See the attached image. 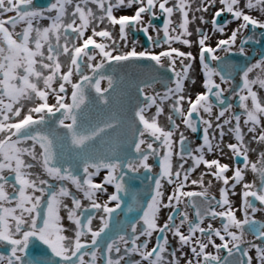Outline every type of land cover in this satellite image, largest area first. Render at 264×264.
<instances>
[{"label": "snow or ice", "instance_id": "snow-or-ice-1", "mask_svg": "<svg viewBox=\"0 0 264 264\" xmlns=\"http://www.w3.org/2000/svg\"><path fill=\"white\" fill-rule=\"evenodd\" d=\"M241 2L242 0H219L223 7L214 13L213 28L218 29L221 34L226 24L221 26L217 18L225 12L231 15L233 21H242L228 39L219 40L216 48H212L206 46L207 34H201L198 43L204 69L203 87L206 92L198 94L195 101L190 100L185 113L181 107L184 101L181 93L183 92V81L187 78L191 65H184L181 71H176L175 65L176 58L192 59V57L190 53H183L172 48L171 42L177 41L190 46V42L183 39L184 36L191 35L188 30V25L191 23L189 20L190 0H175L172 6H168L170 0H50L47 6L40 9L32 7L34 0H0V17L5 13H15L7 19H0V245L10 247L8 256L0 255V264H97V251L102 247L105 264H122V262L128 264L126 257L133 255L140 258L133 264H178L176 252H171L166 257L168 238L164 235L165 233H171L172 236L178 238L180 248L177 251L184 246L190 247L193 259L187 260L186 264H193V261L195 264H233L229 258L234 260L235 252L240 251V243L245 242L246 230L254 233L256 239L264 241V224L252 218L258 210H264L258 208L255 203L258 202L260 206H264V153H260V158L256 162L249 160V149L244 143L245 137L240 124L242 117L232 114L231 104L225 105L224 94L227 89L222 88L221 84L228 78L204 62L206 59L221 61L222 58L215 54L217 51L231 54L238 35L247 30L249 26L252 29H264V22L245 12V9L258 10L264 14V0H243V8L240 7ZM89 5H95L99 12L94 11ZM133 5L138 6L134 15H124L119 18L114 15L115 9L131 8ZM201 10L207 11L204 0H201V7L196 9V11ZM177 12L180 14V22L173 27L172 17ZM144 14L149 16L147 23L144 22ZM161 17H163L162 27H153V22ZM200 19L201 23L205 22L203 17ZM43 20L49 21L47 26L41 25ZM105 21L113 27L119 25L120 40L125 42L127 41V30L131 28L141 31L149 45L158 47L160 41L149 34V29L152 28L158 33L162 31L163 42L169 45V49L153 54L150 50L137 52L133 48L127 53L113 55L106 42L111 41L112 45L116 43L110 31L107 28L96 30V26ZM21 24L24 27L16 31L17 26ZM90 27L92 35L84 39ZM197 31L200 30L197 29ZM69 34L77 40H82V44L77 46L70 39ZM95 37L101 38L103 42H97ZM243 43L247 44L248 40L245 39ZM96 55L101 57V61L94 63ZM239 55H246L243 47L239 48ZM61 56L68 58L66 71L62 70L65 65L60 59ZM164 59L169 62L168 71L173 74L175 86L168 87L163 94L157 93L152 96L147 95L144 88L139 89L142 106L134 112V118L139 127L135 128L138 137L133 141V150L139 160L128 161L122 166L119 162L93 159L89 148L116 125L107 122L102 126L85 127L79 122L82 106L85 105V88H93L100 102L106 103L103 97L108 89L100 87L101 80L105 78L100 73V69L104 68L105 63L111 65L113 62L149 60L154 62L156 67L162 68ZM82 64L94 75L84 74L81 69ZM181 64L183 65V60ZM255 69H259V73L254 79L250 78V73H253ZM97 74H99L98 78ZM73 75L80 77L79 83L73 82ZM215 76L220 77L221 83L213 80ZM108 79L111 87V78ZM57 84L58 87H54ZM68 84L72 89L71 103L67 102L63 95ZM254 85H258L259 89H264V60L243 69L239 90H233V94L238 97V107L244 117V127L249 133L254 134V140L264 143V127L261 126L262 119H264V102L260 101L258 91L253 90ZM50 97H54L55 103H48ZM174 97L172 111L182 118L187 128L195 133L198 130L197 121L203 125V147L195 149L196 153H202L204 149L212 151L209 130L213 125L210 119L204 118V115L212 117L213 108L217 105L223 106L215 116L217 121L225 117L226 113L230 114L229 119L223 120V125L217 124L221 137L224 135L223 126L231 125L232 121H235L229 130L234 135L236 143L229 144L228 147L235 157L243 160L244 168L237 167L234 171V176L231 178L234 183L231 187L234 189L236 185L244 181L243 173L247 169L260 178L259 186L252 183L242 184L243 219L235 216L236 209L228 199L230 180L225 173L230 170L229 166L221 165L218 160L207 161L201 154L192 157V169L185 170L184 165L181 164L179 170L173 171L171 163L173 132L163 129L158 123V118L163 112L164 102ZM29 103L33 106L29 107L27 113L20 118L22 109ZM154 106L155 114L149 117L147 113ZM57 113H60L59 117ZM33 114H36L38 118H34ZM48 118L55 119L49 121ZM168 119L171 121L172 117L169 116ZM53 124L55 128L52 127ZM173 126L178 127L174 122ZM57 129H63L64 133L59 134ZM258 130L259 134L255 135ZM145 136H150L154 142H159L165 149L163 158L160 160L159 178L155 179L151 200L140 217L139 223L142 226L138 228L137 223L130 225L132 232L130 248L124 249V255L113 258L112 253L121 252L118 241L125 245L129 244V238L124 235H120L118 241L109 239L103 242V246L101 244L106 230L110 227L109 221L112 214L121 206L119 196L112 194L109 202L104 204L98 203L96 196L106 191V184L114 185L115 193L125 191V176L120 174L123 169L133 174L132 179H135L134 174L138 173L141 168L147 172L152 171L146 163L149 153L152 155L160 153L153 147V143L144 139ZM184 139L181 134V145L184 144ZM29 141L31 145L26 146ZM64 141H67L69 149L81 159L82 179L73 173L70 167H65L62 162ZM57 145L60 146V151H57ZM185 153L187 149L176 155L184 160ZM187 155L192 156L191 153ZM29 159L40 167L43 174L48 177L47 180L33 177L30 170L34 165L29 162ZM201 164L210 170L215 168L212 175L216 180L222 181L225 186L219 190L220 199L216 202L223 209L219 212L215 210L211 202L215 197L209 199L206 190L202 192L182 191L185 182L189 180L190 172ZM100 169H107L108 175L103 183H94L92 177ZM5 173L11 175L14 180V186L11 189L16 193L14 207L5 206L13 203L6 188L8 175ZM173 177L176 179L175 190L167 196V202H165L162 180L167 179L168 183L172 184ZM49 181L56 183H49ZM65 183L74 186L78 192H82L84 198L90 202L92 209L102 210L104 215L100 217L101 226L98 230L91 227L93 222L91 213L82 218V211L87 212L88 210L83 209L81 200L72 195L69 187L64 186ZM191 183L196 185L201 182L192 180ZM194 197L203 198L208 206L200 209L192 201ZM67 198H71V207L64 202ZM182 198L192 201L191 206L196 209L195 222L189 220L187 212H180L179 215L182 217L180 224H176L174 217L169 215L167 221L159 225L160 211L165 208L177 211L176 206L182 202ZM113 201L116 202L115 207H110L109 203ZM61 210L66 211L68 221L74 225V238H69L64 234L65 229L61 225ZM249 210L252 215H249ZM206 215L213 220L219 218L222 221V228L215 229L211 224L206 228L201 227ZM184 225L188 226V234L181 231ZM231 229H236V231H231ZM157 232L161 234L162 239L149 249V239ZM197 232L206 238L207 243L199 238L194 240ZM221 232L230 237L228 242H225V235ZM85 236H90V242L83 239ZM213 236L219 238L221 241L219 245L213 242ZM141 237L145 238L144 241L137 243ZM32 241H38L45 246L46 252L38 255L28 253L27 250ZM193 243L196 246H192ZM209 245H212L217 254L206 252ZM250 247L255 249L257 264H264V247L255 244H251ZM221 249L227 252V256L222 257L218 254ZM242 255L247 258V264H252L253 258L248 251H244Z\"/></svg>", "mask_w": 264, "mask_h": 264}, {"label": "rangeland", "instance_id": "rangeland-1", "mask_svg": "<svg viewBox=\"0 0 264 264\" xmlns=\"http://www.w3.org/2000/svg\"><path fill=\"white\" fill-rule=\"evenodd\" d=\"M49 2H50V0H43V5H40V4H38L37 0H34L32 7L40 9V8L47 6L49 4ZM174 2H175V0H170V4L168 6H172V3H174ZM204 3L207 5V11H203V10L196 11L197 8L201 7V0H197L195 3L190 4L191 10L189 11V20L191 21V23H189V25H188V30H189V32H191V35L183 37V39H187L190 42V46H186L185 44L177 42V41L171 42L172 48H175V49H177L183 53H190L191 57H192V59H184L183 57L176 58V65H175L176 71H181L184 65H191V67L189 68V71H188V76L183 81V92L181 93L184 96V101H183L181 107L185 113L188 110L189 101L190 100L195 101L196 96L198 94H203L206 92V89L203 87V84L205 81L204 69H203V64L201 62V58H200V46L198 43L199 39L201 38V34H207V36H208V39L205 42L206 46L216 48L218 41L221 39H228L229 36L231 35L232 31L234 29H236L238 27V25L242 22L239 20L233 21L231 15L228 14L227 12H225L224 14H222L220 17L217 18L218 23L221 26L226 24L224 32H223V34H221V32L218 29L213 28L212 21H213L214 13L217 10H220L223 6L219 3V0H214V2H213V0H204ZM89 6L92 7L94 9V11L99 12V10L96 8L95 5H89ZM73 7H74V5H73ZM137 7H138L137 5H133L131 8L115 9L114 15L117 18H119L120 16H124V15L132 16V15H134ZM240 7L241 8L244 7L243 0L240 4ZM245 12L247 14H250L253 18H257V19L261 20L262 22H264V14L260 13L258 10L245 9ZM14 14L15 13H5L2 17H0V19H7L9 16H12ZM157 15H159L158 12H157ZM193 17H195V19H193ZM201 17H203V20L205 21L204 23H201V19H200ZM143 19H144V22L147 23L149 20V16L147 14H144ZM172 20L174 22L173 27H175L180 22V14L178 12L174 13ZM160 21H161V24H160ZM162 21H163V17L155 20L153 22V27H156V28L162 27ZM194 21H197L199 24V26H198V28L200 30L199 32L197 31V29L192 30V23ZM48 23H49L48 20L41 21L42 26H47ZM8 27L11 30L10 26H8ZM22 27H24L23 24L18 25L16 28V31H20ZM105 28H107L110 31L112 37L116 41L115 45H112L111 41H106L109 45V50L112 51L113 55H119V54L127 53V52L133 50V48H135V51H137V52L150 50L153 54H159L160 52L166 51L169 49V45L163 42V32L162 31H160L158 33L156 31H153L152 28L149 29V34L160 41V46L156 47V46L149 45L148 41L145 39V36L141 31L133 30V29L129 28L127 30V41L125 42V41L120 40L119 25H116L113 27L110 25V23L105 21L104 23H99L98 26H96V30H103ZM247 33H248V29L244 30L240 35H238L236 45H235V47L236 46L238 47V50L236 51L234 49L235 47H233L231 52H239L240 42L246 36ZM69 35H70V39L73 40V42L76 43L77 46H80L82 44V42H83L82 40H77L72 34H69ZM90 35H92V28L91 27L86 31L84 39H86ZM95 39L97 40V42H103V41H101V38H99V37H95ZM247 50H248V48L245 49V51H247ZM215 54L220 56L221 58L223 56L227 55L223 51H217ZM246 55H249V54L246 53ZM60 59L65 65V67L62 70L66 71V65L68 63V58L61 56ZM181 60H183V65L181 64ZM262 60H264V59H262ZM262 60L257 61V63L262 61ZM100 61H101V57H99V55H96V60L94 61V63H97ZM204 62L207 63V59ZM215 63H216V61L211 60V65L213 68H215ZM163 64H164V67H166V68L169 67V62L167 59L163 60ZM211 65H209V66L211 67ZM81 69H82V72L84 74L89 75V76L93 75V73L90 70H88L83 64L81 66ZM258 73L259 72H256L253 76H251V78L254 79ZM72 80L74 83H78V82H80V77L77 75H73ZM229 83L232 85L231 87H229V88H232V92L228 93V94L225 93L224 95L229 99L228 104L234 105V101L236 100L237 96H235L233 94V90L234 89L237 90V85L236 84L233 85L232 82H229ZM108 86H109L108 80H106V79L101 80L100 87L102 89H106ZM174 86H175L174 83H170L168 85L156 84V85L151 86L149 88H145V92L147 95H150V96L155 95L157 93L163 94L167 90L168 87H174ZM222 86H223V84H221V87ZM54 87H58V84L54 85ZM253 90L258 91V97H259L260 101L262 102V99L264 100V89H259L258 85H254ZM71 91H72L71 85L70 84L66 85V92L63 95L65 96L67 102H69V103H71ZM174 100H175V97L172 100H167L164 102V104L162 105L163 112L158 118V123L163 129L173 132V137H172L173 156H172V160H171L173 171L179 170V165H181V164L184 165L185 170L192 169L193 168L192 157L200 154V153H196L195 149L203 146V144L194 140V136L185 127V125L182 121V118L179 115H177L174 111H172V103L174 102ZM48 103L49 104L55 103L54 97H50L48 100ZM250 103L251 102L249 100L248 101L249 106H250ZM32 106L33 105L30 103L27 104L26 107H24L22 109V115L20 118H22L23 115L27 113V109L29 107H32ZM221 108L222 107H219L218 110H220ZM236 108H238V107H236ZM155 111H156V108L154 106L152 109L149 110L147 115L149 117H151L155 114ZM33 115H34V118H38V116L36 114H33ZM202 115H204V114L202 113ZM216 115H218V112H215V109L213 108V115H212V117H209V119L211 120L212 125H213L212 129L209 130V138H210V142L212 143V148L216 149V146H217L218 147L217 153H219V150H220L219 145H220L223 137L220 136V129L217 128V124L223 125V120L229 119L230 116H225V117L221 118L219 121H217L215 119ZM235 115H241L242 118H241L240 124L244 129L247 130V128L244 127V125H243L244 117H243L241 110L239 108H238V111L235 113ZM169 116L172 117L171 121L168 119ZM20 118H17V119H20ZM206 118L208 119V117H206ZM212 120H215V123ZM173 122L178 127H174ZM234 124H235V121L233 120L231 125L233 126ZM263 124H264V119H262V125L261 126H263ZM181 134H183V137L185 138L183 145H181V143H180ZM258 134H259V130L257 131V133H255V135H258ZM217 136H218V138H217ZM144 139L149 143H153V147L156 148L158 150V152L160 153L159 155H152L149 153V159L146 161V163L152 169L151 173H153L154 175H156L159 178L160 160L163 158V154H164L165 149L160 145L159 142H154L150 136H145ZM253 141H255V140H253ZM186 142H189V144L187 145ZM253 143L257 144L258 142H253ZM253 143H250L248 146H249L250 151H252V154L254 156L253 159H255V161H258L259 148H256V146H254ZM30 145H31V143H28V145H26V146H30ZM144 147H146V146H144ZM185 148H187V153H191L192 156H188L187 153H185L186 158L184 160H182L180 158V156L176 155V154L183 152L185 150ZM214 149H213V151L208 153L209 156L213 159L215 158V155H214L215 150ZM26 159H28V158H26ZM221 159L223 160V158H220L219 160H221ZM29 162L33 163V165H34L33 168L30 170L33 177H39V178L46 179V180L48 179V177L45 174H43L40 167L34 161H31L29 159ZM240 162H243V160H241ZM204 168H205V166L203 164H201L199 167H195L194 170H192L190 172L189 180L185 182V187L187 186V183L190 182V179L193 177L192 175L194 173L202 171V169L204 170ZM214 169L215 168L210 170L211 173H213L215 171ZM143 171H144V169L141 168L138 173H142ZM107 175H108L107 172L100 171V172H97L96 175H94L92 177V180L94 183H103L104 178ZM49 183L55 184L56 182L49 181ZM214 183H220V181L216 180L214 177ZM201 184H202V186H201ZM201 184H196V186L199 189H201L202 191H205V190L208 191L205 187L206 185L204 183H201ZM231 184H233V183H231ZM162 185H163L162 190L164 193L163 199L165 200V202H167V196L172 194L175 190V186H176L175 177H173V183L172 184H169L167 179H164V180H162ZM64 186L69 187L70 191L72 192V195L76 199L81 200L82 205H83V209L91 208L90 202L84 198V195L82 192H78L75 189V187L70 185V184L65 183ZM229 186L230 187H229L228 199H229L230 203L233 205V207L236 209L235 216L238 219H243L244 218L243 204L238 200V197H237L236 192H235L238 185H236L234 189L231 187L230 184H229ZM57 187H59V185H57ZM6 188L9 191V194L16 195V193L12 192V190H11L12 185L10 183H7ZM105 188H106V191L100 192L96 196V201L98 203H101V204L108 203L109 197L112 194H116L114 191L113 185L106 184ZM221 188L222 187L217 188V192ZM233 192L235 193L234 195L232 194ZM36 195H39V193H36ZM14 202H15V200H13V203L11 205H5V206L14 207L15 206ZM64 202L69 207L72 206L71 205V198L65 199ZM115 204H116V202L113 201V202L109 203V206L115 207ZM177 207H178L177 211H173L171 208L162 209L160 211V213L158 214V224L163 225L167 221V217L169 215H172L174 217V222L176 224H179V221H178V219L180 217L179 213L182 211L179 208V206H177ZM93 210H94V215H93V222H92L91 227L94 230H98V228L101 226L100 217L102 215H104V213L102 212V210H100V211H97L95 209H93ZM249 213H250V211H249ZM60 215L62 217L61 225L65 229L64 234L66 236H68L69 238H74L75 228H74V225L71 224L70 221H68L66 211L61 210ZM209 222H213V224L211 223V225L215 229H221L222 228V223H221V220L219 218L217 220H214V221L210 220ZM109 223H110V227L108 230H106V233L104 234L103 239L101 241L102 246H103V242L105 240L116 239L118 241V237L120 235H124L126 238H129V244L128 245H125L122 242L118 241V246L121 248V252L119 254L112 253L113 258H118L119 255H124V249L126 247L130 248V246H131V244H130V238L132 236L131 227H130L131 224L124 225L123 221H122V215L117 214L116 212L112 214ZM187 228H188V226H187ZM231 231H236V229H231ZM107 234L110 236H107ZM221 234L225 235L223 232H221ZM237 234H239V233H237ZM194 237L199 238L201 241L207 242L206 238L204 236H201L200 233H198V232L195 233ZM167 238H168V245H167L168 252L166 253V257H168V254H170L171 252H176L178 264H186L187 260L193 259L192 253L190 251V247L184 246L183 248L180 249V251H177V249L180 248V245L178 243V238L172 236L171 233H169L167 235ZM195 238H194V240H195ZM216 238L217 237L213 236V242L215 244H216V242H215ZM83 239L87 242H90V236H85ZM144 239H145L144 237H141V240L138 241L137 243H142L144 241ZM161 239H162V236L160 233H158V232L154 233L153 236L149 239L148 248L150 249L152 246H154ZM244 240H245V242H243L242 244H245V245L240 246V247H242L244 249V251L248 250L250 253V256L251 255L253 256V261H254L253 264H257V261L255 259V257H256L255 249H252L250 246H251V244H255V245H258L260 247H264V241L256 239V236H254L250 232H245ZM192 246H196L195 243H193ZM206 250L208 253H212L214 255L217 254L216 250L212 247V245H209ZM9 254H10V247L7 245H0V255L8 256ZM97 256H98L97 264H105L104 263L105 254L103 251V247L101 248V250L97 251ZM185 257H186V259H185ZM126 259L128 261V264H133V262L135 260H138L140 258H139V256L133 255L130 257H126ZM184 260H185V262H184ZM194 262L195 261H193V264H194ZM122 264H123V262H122Z\"/></svg>", "mask_w": 264, "mask_h": 264}, {"label": "water", "instance_id": "water-1", "mask_svg": "<svg viewBox=\"0 0 264 264\" xmlns=\"http://www.w3.org/2000/svg\"><path fill=\"white\" fill-rule=\"evenodd\" d=\"M38 4L43 5V0H37ZM247 39L248 43L244 44L243 41ZM240 47L250 50L249 55L240 56L239 52H231L222 57L221 61H216L215 68L221 72L222 75L228 79L226 82L235 84L238 80L237 90L241 84L242 70L247 66L256 64L257 61L264 59V29L248 28V33L241 40ZM207 55V54H206ZM207 63L211 65V60L207 59ZM212 67V65H211ZM100 73L104 75V79L111 78V87L108 86L107 92L104 93L106 103H101L97 97L94 89L91 87L85 88V105L82 106L80 113V123L85 126L103 125L107 122H112L116 127L109 129L104 133L96 142L89 148V152L93 159L96 161L104 160V162H119L122 166L127 164L128 161H138L139 157L135 154L133 148V141L138 137L135 128L139 127L134 118V112L139 106H142V97L140 95V88H149L156 84L168 85L173 83V74L168 71V68H158L154 62L149 60H130L125 62L116 63L111 65L105 63L104 68L100 69ZM94 75V74H93ZM92 75V76H93ZM97 74V78H98ZM79 83V82H78ZM94 83V81H93ZM214 102V97L212 98ZM225 105H228L229 99L224 95ZM234 106L238 107V97L234 101ZM217 108L223 106H216ZM60 113H57V117ZM49 121L55 118H48ZM70 122V121H66ZM55 128V125H52ZM186 127V126H185ZM187 128V127H186ZM198 130L193 133L189 128L188 131L194 136V140L203 144L202 128L197 121ZM48 130V129H42ZM59 134H63V129H57ZM187 149V148H185ZM60 146L57 145V151H60ZM117 158L119 160L117 161ZM65 167H70L71 171L78 177L83 178L80 157L69 149L67 141H64L63 147V161ZM104 171L108 173L107 169H100L97 172ZM125 176V191L116 193L119 196L120 208L116 213L122 215L124 225L136 223L143 215V210L147 208L148 202L151 200L153 190L155 188V179L158 177L151 172L144 170L142 173H136L135 179H132L133 174L127 173L123 169L120 173ZM114 187V185H113ZM115 191V187H114ZM215 210L219 208L216 203L220 198L214 195H208ZM192 201L200 208L204 209L208 205L201 197H194ZM192 201L187 199L186 205L192 212V220L195 222V211L191 204ZM87 212H83V217L91 213L94 215V210L89 208ZM216 218L215 220H217ZM214 221L210 216H205L203 222ZM222 223V221H221ZM107 236H110L107 234ZM31 255L43 254L46 252L45 246L41 245L38 241L30 242L29 249L27 250ZM222 257L227 256V252L223 249ZM244 249L240 247V251L235 252L233 264L240 262V264H247V259L242 255ZM50 255V254H49Z\"/></svg>", "mask_w": 264, "mask_h": 264}, {"label": "bare ground", "instance_id": "bare-ground-1", "mask_svg": "<svg viewBox=\"0 0 264 264\" xmlns=\"http://www.w3.org/2000/svg\"><path fill=\"white\" fill-rule=\"evenodd\" d=\"M197 0H190V4H193V3H195ZM160 24H161V21H160ZM198 26H199V24H198V22L197 21H194L193 23H192V30L193 29H199L198 28ZM236 51L238 50V47L236 46L235 48H234ZM246 53H250V50H247V51H245ZM257 63V62H256ZM256 72H259V70L258 69H255L254 70V72L253 73H250V78H251V76H253ZM213 80L216 82V83H221V80H220V77L219 76H215V77H213ZM238 83V80H236V82H235V84H237ZM223 84V86H222V88H224V89H227V91L225 92V93H231L232 92V88H229V87H231L232 85L229 83V82H224V83H222ZM262 102H264V100L262 99ZM239 108V107H238ZM238 108H235V106L232 104V114H235L237 111H238ZM214 109H215V112H219V108H217V107H214ZM226 116H230V114H227L226 113ZM206 117H208L207 115H204V118L205 119H207ZM208 119H209V117H208ZM214 123H215V120H212ZM212 123V122H211ZM231 126L232 125H224L223 126V131H224V135H223V139H222V141H221V143H220V145H219V153H217L218 152V147L216 146V149H214V148H212V151H213V149L215 150L214 152V155H215V158L213 159V158H211L210 156H209V151L207 150V149H204L205 151H203L202 153H200L199 155H201V154H203L204 155V157H205V159L207 160V161H212V160H218L219 161V163L221 164V165H227V166H229V171L227 172V173H225V175L229 178V180H230V185H232L231 183H234V181L231 179L233 176H234V171L237 169V167H240V168H244V164H243V162H240L242 159L241 158H237V157H235L234 156V154L229 150V147H228V145L229 144H235L236 143V141H235V139H234V135L230 132V128H231ZM262 127H264V124H263V126ZM241 128H242V131H243V134H244V136H245V139H244V143H245V145L248 147V149H249V152H248V156H249V160L251 161V162H256L255 161V159H253V154H252V151H250V148H249V144L250 143H253V142H257L256 140L255 141H253L254 139H253V134L252 133H249L246 129H244L242 126H241ZM245 131V132H244ZM218 134V133H217ZM217 138H218V136H217ZM186 144L188 145L189 144V142H186ZM253 145L254 146H256V148H259V158H260V153H264V143H253ZM201 147H203V146H201ZM220 158H223V160L221 161V160H219ZM259 158H258V160H259ZM215 170V169H214ZM243 175H244V181H242L241 182V184L240 185H238L237 186V188H236V190H235V192H236V195H237V197H238V200L243 204V198H242V191H243V188H242V184L243 183H252V184H254V185H257V186H259V184H260V178H259V176H256L255 174H253L252 172H251V170L250 169H247V170H245L244 171V173H243ZM193 177L190 179V182L189 183H187V186L186 187H184L183 189H182V191H185V192H187V191H192V192H202V190L201 189H199L196 185H193L192 183H191V181L192 180H197V181H200L201 183H204L206 186V189L208 190L207 191V195H215V196H217V197H219L220 198V191H218L217 192V188H219V187H225L224 185H223V183H222V181H220V183H214V176L212 175V173H211V171H210V169H207L206 167L204 168V170L202 169V171H200V172H197V173H194L193 175H192ZM201 183H198V184H201ZM189 184V185H188ZM230 186H228V188H229ZM186 202H187V198H182V202L180 203V204H178L177 206H179V208L181 209V211L182 212H187L188 213V218H189V220H192V212H191V210L187 207V205H186ZM256 204H257V207L258 208H261V209H264V206H260L259 204H258V202H255ZM176 206V207H177ZM177 209H178V207H177ZM221 210H223V209H221L220 207L217 209V212H219V211H221ZM250 211V210H249ZM249 215H252L251 214V211H250V213H249ZM252 218L253 219H255L258 223H260V224H264V210H258L255 214H254V216H252ZM181 219H182V217L180 216L179 217V219H178V221H179V224H180V221H181ZM139 221L140 220H138V222H137V225H138V228L139 227H141L142 225L139 223ZM210 220H208V221H205V222H203L202 224H201V227H207L209 224H213V222H209ZM215 226V225H214ZM181 231L184 233V234H187L188 233V228H187V225H184L182 228H181ZM245 232H249V231H245ZM251 233V232H250ZM169 233H165L164 235L165 236H167ZM254 236H255V234L254 233H252ZM195 238V237H194ZM230 240V237H228L227 235H225V242H228ZM202 242H204V243H207L206 241H202ZM216 244L217 245H219L220 243H221V241L219 240V238H216ZM243 245H245V244H242V243H240V246H243ZM229 246L231 247V244H229ZM246 251H248V250H246ZM206 252H207V250H206ZM222 251H220V253H219V255L220 256H222V253H221ZM249 252V251H248ZM249 255H250V253H249ZM251 257L253 258V256L251 255ZM193 258V257H192ZM185 259H186V257H185ZM247 259V258H246ZM184 262H185V260H184ZM253 259H252V264H253ZM104 263H105V260H104ZM194 264H195V262H194Z\"/></svg>", "mask_w": 264, "mask_h": 264}, {"label": "flooded vegetation", "instance_id": "flooded-vegetation-1", "mask_svg": "<svg viewBox=\"0 0 264 264\" xmlns=\"http://www.w3.org/2000/svg\"><path fill=\"white\" fill-rule=\"evenodd\" d=\"M235 108H236V106H235ZM28 143H31V142L29 141ZM5 175H8V174L6 173ZM7 183H10L12 185V187L14 186V180H13V177L11 175H8V182ZM9 195L11 196L12 201L15 200L16 195H14V194H9ZM83 212L84 211H82V217H83Z\"/></svg>", "mask_w": 264, "mask_h": 264}]
</instances>
